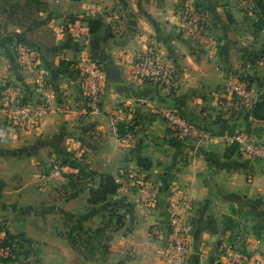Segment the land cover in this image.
Here are the masks:
<instances>
[{
	"label": "crops",
	"instance_id": "0c3cea01",
	"mask_svg": "<svg viewBox=\"0 0 264 264\" xmlns=\"http://www.w3.org/2000/svg\"><path fill=\"white\" fill-rule=\"evenodd\" d=\"M40 1L31 29L0 13V224L18 241L16 259L7 264L90 263L58 234L56 222L79 218L85 230L79 236L96 227L99 215L89 197L100 180L74 188L55 177L46 183L51 178L40 169L61 157L70 158L69 173H77L79 165L110 173L120 184L102 203L124 205V221L113 230L110 253L100 264H162L170 245L172 194L190 204L186 264H229L227 251L234 247L248 258L264 254V159L229 141L243 134L264 142V117H258L264 115L258 105L264 100V29L255 27L257 7L245 0ZM200 7L207 30L202 42L182 26V11ZM91 11L102 25L84 45L73 27ZM21 38L39 52L54 101L40 122L8 139L4 89L16 86L35 104L40 93L18 58ZM85 52L105 76L98 113L87 112L74 66ZM146 52L171 65L172 81L151 82L135 74L134 64ZM235 79L250 85L256 117L234 100L230 81ZM170 108L209 138L177 144L162 115ZM146 184L154 191L149 206L141 190ZM37 244L39 257L32 251Z\"/></svg>",
	"mask_w": 264,
	"mask_h": 264
},
{
	"label": "built area",
	"instance_id": "2783aa9c",
	"mask_svg": "<svg viewBox=\"0 0 264 264\" xmlns=\"http://www.w3.org/2000/svg\"><path fill=\"white\" fill-rule=\"evenodd\" d=\"M246 4L253 10L257 7V0H245ZM205 13L196 12L194 9L185 8L182 11L183 29L194 39L202 42L207 35L205 26ZM96 18L94 12L84 14L74 23L79 37H84V45L89 44L90 26L89 20ZM62 28H65L63 26ZM19 60L23 70L38 86L40 91L38 102H24L23 92L16 86L6 87L4 90V110L8 121L3 125L5 138L12 139L20 128L28 123L40 122L51 111V104L54 101V94L48 84L46 72L39 67V52L27 45H18ZM76 70L82 78L84 88V99L87 112L98 113L101 110V97L104 87V72L97 61L85 52L83 57L74 63ZM134 72L142 80L151 82L172 81L171 65L159 58L155 52H146L134 64ZM230 89L234 100L247 109L255 103L253 93L246 82L235 79L230 81ZM162 115L169 124L175 140L185 143L192 139L205 140L209 138L208 133L195 127L191 122L179 112L173 109L162 110ZM114 130L118 129L117 120L111 118ZM230 142H236L242 146L244 151L257 158L264 159V142L249 140L243 134H236L229 137ZM65 167L60 163H55L52 167V176L67 181ZM145 195V204H152L154 191L146 184L141 188ZM170 211L169 240L170 245L162 256V264H186L189 259L190 239H189V216L190 204L185 196L170 195L168 201ZM229 264H264V254L259 252L253 258H248L239 248L234 247L228 251Z\"/></svg>",
	"mask_w": 264,
	"mask_h": 264
},
{
	"label": "rangeland",
	"instance_id": "374dc122",
	"mask_svg": "<svg viewBox=\"0 0 264 264\" xmlns=\"http://www.w3.org/2000/svg\"><path fill=\"white\" fill-rule=\"evenodd\" d=\"M16 5H18L17 8H16ZM12 7H14L15 9H13ZM9 11H14V12L17 11L18 13L20 12L19 17H21L22 21L19 27H22V28L30 27L31 29V27H33V24L36 23L37 21L36 17H34L35 12H32V4L29 0H0V13H6L7 15H9L8 14ZM69 159H70L69 157H66V158L61 157V159H55V160L53 159V160H50L49 162L44 163L43 168L40 169V172H42L43 174L51 178L50 180L45 179L46 180L45 182L48 184L53 183L51 182L53 179L52 178L53 176L51 174H52V167L55 163H60L65 167L68 165ZM65 172H66L65 175L68 176L69 172L68 171H65ZM123 208H124V205L122 204H118L117 207L105 206V205L103 206L102 203L95 205L94 207L95 210L93 211V214L94 212H97V214L99 215L98 224L96 227L94 226L89 227V232L87 233V235H84V236H79L78 234V233L85 231L84 229L79 228V225H81L79 218L59 217L60 220L57 218L56 223H58V228L61 231L60 232L58 231V234L61 237H63L65 240H67V242L71 246H73L70 243L67 237L68 236L67 234L70 231H74V235L79 239L78 245L73 246L75 251H77L79 255L87 259L90 262L89 264H100L101 260H105L108 254L110 253V241L112 237V232L115 229V226L118 224L116 220L110 219L111 211L117 210V211L122 212ZM89 216H91V213ZM87 219H90V218H87ZM55 221H56V218L53 219L52 223H55ZM108 221L110 222L108 223ZM47 225L49 226L50 224H47ZM103 227L105 228L104 231L100 232V234L99 235L97 234L98 236H96L94 232ZM13 235L15 236V238H17L15 234ZM16 243H18L17 239H16ZM32 251L38 257L42 253V249L38 246V244L37 246L35 245V249H33ZM15 259H16V253H15Z\"/></svg>",
	"mask_w": 264,
	"mask_h": 264
},
{
	"label": "trees",
	"instance_id": "16d2710c",
	"mask_svg": "<svg viewBox=\"0 0 264 264\" xmlns=\"http://www.w3.org/2000/svg\"><path fill=\"white\" fill-rule=\"evenodd\" d=\"M29 1L32 4V12H34L35 9H39L40 6L42 5V2L40 0H29ZM17 6L18 5H16V8ZM12 8L15 9L14 7ZM200 8L201 9L195 10V11L200 12V13H205V7H200ZM19 13L17 11L15 12L9 11L8 13L9 17H11L13 21L17 22L16 25H21L22 20H21V17H19ZM256 13L258 14V21L255 23V27L257 30L264 29V0H257V12ZM101 25H102L101 19L99 18L90 19L89 20L90 33H95ZM24 40L25 39L21 38V40H18L17 44L21 43V44L30 46L29 44L25 43ZM246 83L250 88V85L248 84V82ZM23 101L26 102L25 97L23 98ZM258 105H259V109L261 111H264V100L263 102L261 101V103H259ZM258 105L254 103L250 109H247L248 116L250 115L251 117H254V116L256 117V109ZM257 116H258V112H257ZM258 117H264V115L262 114V116L260 115ZM175 142L177 144L180 143L177 140H175ZM77 171H78L77 173L75 172L69 173V175L67 176L69 180L68 186H71L74 188L80 185L83 181H86L89 179L99 178L100 180L99 186L93 187L90 190L89 202L93 205L106 202L111 195L116 193L117 189L120 186L117 179L110 173L97 172V171L88 169L87 167H79V165L77 167ZM110 219L117 221L118 224L115 226V229H117L123 224L124 215L120 211L112 210ZM109 222L110 221H108V223ZM104 229L105 228L103 227V228H100L99 230H96L94 232L95 235L98 236L100 232L104 231ZM0 231L4 232V236L0 238V262L7 264L10 262H13V260L15 259V253H16L15 246L17 244L16 238L9 230L5 228V226L1 224H0ZM67 235H68L67 237L70 243L73 246H77L79 243V239L74 235V231H70Z\"/></svg>",
	"mask_w": 264,
	"mask_h": 264
}]
</instances>
